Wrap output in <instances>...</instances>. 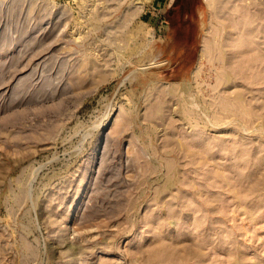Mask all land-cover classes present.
I'll return each instance as SVG.
<instances>
[{
  "label": "rangeland",
  "instance_id": "1",
  "mask_svg": "<svg viewBox=\"0 0 264 264\" xmlns=\"http://www.w3.org/2000/svg\"><path fill=\"white\" fill-rule=\"evenodd\" d=\"M0 264H264V0H0Z\"/></svg>",
  "mask_w": 264,
  "mask_h": 264
},
{
  "label": "bare ground",
  "instance_id": "2",
  "mask_svg": "<svg viewBox=\"0 0 264 264\" xmlns=\"http://www.w3.org/2000/svg\"><path fill=\"white\" fill-rule=\"evenodd\" d=\"M206 2H207V4L210 6V7H213V6H215L216 4H217V1L218 0H205ZM216 8V7H215ZM256 49V48H255ZM208 50V49H207ZM209 52V51H208ZM204 56V55H203ZM201 61V60H200ZM201 63L203 64V62L201 61ZM201 64V65H202ZM199 65H200V63H199ZM194 75H195V77H197L198 78V76H199V71L198 70H195V72H194ZM226 76V81H230V77L228 76V75H225ZM225 84H226V82H225ZM177 89H176V87H172L170 90H169V93H172V94H174L175 92H177L176 91ZM239 98V97H238ZM241 104H243V102L241 103ZM241 104H239L240 105V107H242L241 106ZM247 104V103H246ZM231 105V104H230ZM246 106V105H245ZM249 106V105H248ZM237 107V106H236ZM237 109H239L238 107H237ZM236 109V110H237ZM228 110V109H227ZM230 111V110H229ZM238 111V110H237ZM224 112H225V110H224ZM226 113V112H225ZM240 113V112H239ZM247 113H249V112H247ZM252 114V113H251ZM239 115V114H238ZM242 117H243V114L241 115ZM241 117V118H242ZM225 118V117H224ZM244 119H245V117H243ZM242 118V119H243ZM252 118V117H251ZM255 118V117H254ZM221 119V118H220ZM247 119V118H246ZM248 121H249V119H248ZM247 121V123H246V125L249 123ZM250 122H252V121H250ZM163 190V189H162Z\"/></svg>",
  "mask_w": 264,
  "mask_h": 264
},
{
  "label": "crops",
  "instance_id": "3",
  "mask_svg": "<svg viewBox=\"0 0 264 264\" xmlns=\"http://www.w3.org/2000/svg\"><path fill=\"white\" fill-rule=\"evenodd\" d=\"M163 23L170 25V23H169V19L167 18L166 15L163 16Z\"/></svg>",
  "mask_w": 264,
  "mask_h": 264
}]
</instances>
